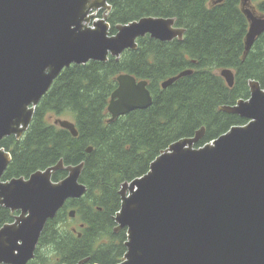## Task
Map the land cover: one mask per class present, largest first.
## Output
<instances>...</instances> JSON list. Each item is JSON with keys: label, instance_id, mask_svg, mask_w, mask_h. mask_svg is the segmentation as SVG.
<instances>
[{"label": "water", "instance_id": "water-1", "mask_svg": "<svg viewBox=\"0 0 264 264\" xmlns=\"http://www.w3.org/2000/svg\"><path fill=\"white\" fill-rule=\"evenodd\" d=\"M108 1L0 0V207L17 213L0 228V264L32 261L48 221L67 200L87 192L80 182L84 162L66 166L60 160L27 178L3 181L12 156L1 142L24 136L42 98L65 69L119 61L147 36L165 43L181 41L186 33L173 18L143 17L116 25L111 34ZM239 1L248 23L244 59L264 33V14L251 0ZM192 73L185 70L166 79L162 90ZM219 75L228 88L234 86L231 70ZM115 80L109 122L152 105L147 81L129 74ZM248 88L247 99L218 107L246 124L195 148L205 136L201 127L161 151L146 174L120 185L114 233L125 230L126 241L118 264H264V89L254 80ZM53 125L78 136L69 120L56 118ZM91 152L88 147L86 153ZM57 172L66 176L54 182ZM74 216L71 210L69 217ZM76 264L95 263L85 258Z\"/></svg>", "mask_w": 264, "mask_h": 264}, {"label": "trees", "instance_id": "trees-1", "mask_svg": "<svg viewBox=\"0 0 264 264\" xmlns=\"http://www.w3.org/2000/svg\"><path fill=\"white\" fill-rule=\"evenodd\" d=\"M211 1L109 0L111 34L116 25L143 17L173 18L186 33L181 41L165 43L147 36L137 41L136 51H126L119 61L109 58L107 63L65 69L42 98L24 136L1 142L12 156L4 181L27 178L60 160L66 166L85 163L80 182L87 187L86 194L68 200L46 224L28 264H76L85 258L95 264H118L126 241L125 230H113L120 185L146 174L161 151L192 137L201 127L206 129L205 136L195 148L232 126L246 124L238 116L218 112V107L247 99L250 80L264 89V33L243 59L248 23L240 1L224 0L216 6ZM251 2L264 14V0ZM223 69L234 73L232 88L219 75ZM185 70H192V75L162 90L163 81ZM119 74L147 81L153 103L109 122L107 106ZM49 117L70 119L77 138L54 126ZM88 147H92L90 154ZM65 176L66 172H57L53 181ZM69 210L76 212L82 225L75 233L66 227ZM12 220L9 210L0 208V227Z\"/></svg>", "mask_w": 264, "mask_h": 264}, {"label": "rangeland", "instance_id": "rangeland-1", "mask_svg": "<svg viewBox=\"0 0 264 264\" xmlns=\"http://www.w3.org/2000/svg\"><path fill=\"white\" fill-rule=\"evenodd\" d=\"M54 119H56V118H52V119H50L49 121L51 122V123H53V121H54ZM65 120H69V121H71L70 119H65ZM72 122V121H71ZM17 215V214H16ZM68 218H67V223H66V227H68L69 229H71V228H76V229H78L77 227L79 226V220H78V218L76 217V212H75V217L74 218H70L69 216H67Z\"/></svg>", "mask_w": 264, "mask_h": 264}, {"label": "flooded vegetation", "instance_id": "flooded-vegetation-1", "mask_svg": "<svg viewBox=\"0 0 264 264\" xmlns=\"http://www.w3.org/2000/svg\"><path fill=\"white\" fill-rule=\"evenodd\" d=\"M50 119H52V117H49V120H50ZM0 208H1V207H0ZM69 211H71V210H69ZM69 211H68V213H67L68 216H69ZM9 212H10V211H9ZM10 214H11V216L14 218V216H16L17 213H13V214H12V213L10 212ZM74 217H75V216H74ZM74 217H73V218H74ZM113 221H114V216H113ZM12 222H13V220H12ZM12 222H11V223H12ZM114 224H115V222H114ZM79 226L82 227L81 224H79ZM115 226H116V224H115ZM114 229H115V227H114ZM114 229H113V230H114ZM72 231L75 233V232H76V228H72ZM79 235H80V234H78V237H80ZM77 263H78V262H77Z\"/></svg>", "mask_w": 264, "mask_h": 264}, {"label": "bare ground", "instance_id": "bare-ground-1", "mask_svg": "<svg viewBox=\"0 0 264 264\" xmlns=\"http://www.w3.org/2000/svg\"><path fill=\"white\" fill-rule=\"evenodd\" d=\"M101 15H102V14H101ZM98 18L100 19L101 16L98 17ZM94 19H95V18H93V20H94ZM108 91H109V90H108ZM246 122H247V121H246ZM194 147H195V146H194ZM4 150H5V149H4ZM5 151H6V150H5ZM6 152H7V151H6ZM8 153H9V152H8ZM153 161H154V160H153ZM153 161H152V162H153ZM152 162H151V163H152ZM138 178H139V177H138ZM3 181H4V180H3ZM126 182H127V181H126ZM118 191H119V190H118ZM118 196H119V195H118ZM75 200H77V199H75ZM119 200H120V198H119ZM67 201H68V200H67ZM67 201H66V202H67ZM65 204H66V203H65ZM65 204H64V205H65ZM63 207H64V206H63ZM119 208H120V207H119ZM69 212H70V211H69ZM57 214H58V213H57ZM56 216H57V215H56ZM54 219H55V218H54ZM50 221H51V220H50ZM48 222H49V221H48ZM10 223H11V222H10ZM1 227H2V226H1ZM1 227H0V228H1ZM35 252H36V251H35Z\"/></svg>", "mask_w": 264, "mask_h": 264}]
</instances>
